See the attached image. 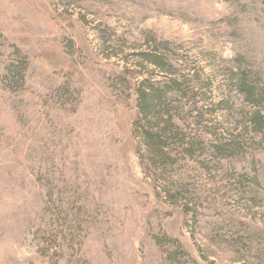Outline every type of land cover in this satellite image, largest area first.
<instances>
[{"label": "rangeland", "instance_id": "1", "mask_svg": "<svg viewBox=\"0 0 264 264\" xmlns=\"http://www.w3.org/2000/svg\"><path fill=\"white\" fill-rule=\"evenodd\" d=\"M242 71L264 89L261 0H0V264H264ZM174 75L202 81L175 108L211 135L178 151L175 187L136 135L140 84Z\"/></svg>", "mask_w": 264, "mask_h": 264}, {"label": "trees", "instance_id": "2", "mask_svg": "<svg viewBox=\"0 0 264 264\" xmlns=\"http://www.w3.org/2000/svg\"><path fill=\"white\" fill-rule=\"evenodd\" d=\"M264 1V0H261ZM157 64L166 66L168 57L157 53ZM17 72V73H16ZM14 74L17 79L22 78V71H16ZM260 76L253 73L242 71L234 76L235 89L244 96L248 97L250 102L257 105L261 110L256 115L252 127L256 129L259 135H264V89L262 83L258 81ZM202 85L201 80H194L189 76L171 77L168 83L153 84L145 82L140 84V120L136 124V135L144 139L148 155L146 156L152 166L156 169L164 171L162 181L171 186H178L175 172L172 169L177 168L180 162L177 159L178 151L185 150L186 153L193 155V152L201 150L204 153L209 152V136L191 137L185 131L183 125L179 121L181 110L176 109V103L180 100L188 99L192 96L199 99V90ZM178 110V115L176 111ZM202 111V110H201ZM205 113H200V118L204 122ZM185 121V120H183ZM213 136H217L214 135ZM214 144V143H213ZM235 143L215 145L214 149L221 154L228 155L232 150H236ZM238 150H243V145L238 143ZM213 148V147H212ZM194 156V155H193Z\"/></svg>", "mask_w": 264, "mask_h": 264}]
</instances>
